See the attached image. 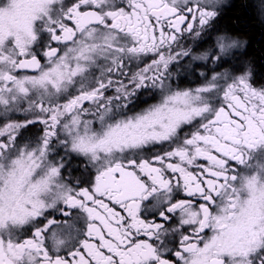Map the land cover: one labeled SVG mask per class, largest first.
<instances>
[{"label":"snow or ice","instance_id":"1","mask_svg":"<svg viewBox=\"0 0 264 264\" xmlns=\"http://www.w3.org/2000/svg\"><path fill=\"white\" fill-rule=\"evenodd\" d=\"M226 5L0 0V264H264V77Z\"/></svg>","mask_w":264,"mask_h":264},{"label":"trees","instance_id":"2","mask_svg":"<svg viewBox=\"0 0 264 264\" xmlns=\"http://www.w3.org/2000/svg\"><path fill=\"white\" fill-rule=\"evenodd\" d=\"M252 0H235L224 14L221 26L249 41L248 52L264 77V32L256 20Z\"/></svg>","mask_w":264,"mask_h":264},{"label":"flooded vegetation","instance_id":"3","mask_svg":"<svg viewBox=\"0 0 264 264\" xmlns=\"http://www.w3.org/2000/svg\"><path fill=\"white\" fill-rule=\"evenodd\" d=\"M234 1H235V0H227V5H226V7H225V9H224V11H223V13H222V16H221L220 20H219V26H221V21H222V18H223V16H224V14H225L226 11L229 10V8L233 5ZM258 2H259V0H252V3H253L252 5H253V8H254V13H255V15H256V8L254 7V5L257 4ZM256 20H257L258 24L261 26V28H262V30H263V32H264V23H261V21L257 18V15H256ZM235 35H236V34H235ZM236 36H237L239 39H241L242 41L245 42L244 49L242 50L243 53H244L242 59H245V60H249V61H251L252 64H253V66H254V70H255V72L257 73V76H258V77H263L262 75H260V72H259L258 67L254 64V62H253V60L251 59V56H250V54H249V52H248L249 41H248L245 37H243V36H240V35H236Z\"/></svg>","mask_w":264,"mask_h":264}]
</instances>
